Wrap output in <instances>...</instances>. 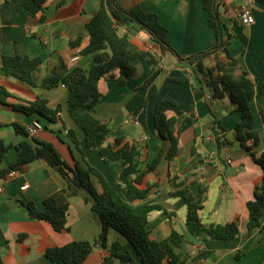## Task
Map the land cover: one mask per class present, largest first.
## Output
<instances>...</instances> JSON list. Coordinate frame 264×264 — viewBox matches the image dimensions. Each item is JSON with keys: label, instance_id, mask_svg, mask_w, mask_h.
Instances as JSON below:
<instances>
[{"label": "crops", "instance_id": "obj_1", "mask_svg": "<svg viewBox=\"0 0 264 264\" xmlns=\"http://www.w3.org/2000/svg\"><path fill=\"white\" fill-rule=\"evenodd\" d=\"M23 0H0V56L14 55L40 57L42 65L39 77L58 70L60 64L70 70L75 66L88 70L93 65V54H82L88 42L85 24L96 12L99 0H47L45 9L31 19L22 6ZM124 10L140 7L145 12L154 13L159 23L167 30V40L182 56H189L214 46L216 36L208 23V13L202 0H116ZM220 18L226 26L231 41L230 54L238 60L239 74L245 70L252 80L264 84V4L253 0H217ZM248 2L254 16V23L242 25L236 18L240 5ZM45 18L40 21L38 17ZM120 34H127L138 47L155 51L150 36L133 25L119 27ZM80 38L78 45L70 46V41ZM222 52L203 59L205 68H212L216 60H225ZM161 71L145 89L136 90L153 72L146 61H141L132 77L126 78L124 85L117 82L122 76L114 71L102 78L98 84L101 93L95 108V115L108 123L107 141L116 137L134 143L140 148L143 169L153 160L158 163L146 173L141 188H149L146 201L162 203L174 213L170 218L160 210L148 214L147 229L151 238H166L172 229L185 239L180 249V257L185 264H264V216L261 226L246 229V202L253 198L255 186L261 181L262 169L241 147L236 138L235 125L240 114L227 96L212 99L211 91L203 88L201 97L191 88L198 87L194 65L178 61L176 55L165 53L160 61ZM182 78V82L166 81L165 78ZM0 86L13 96L0 93V139L10 144L4 153L0 169L8 168L16 162L17 145L21 141L50 143L61 159L74 167L75 160L83 166L80 153L72 148L66 132L73 130L86 161L95 167L118 194L132 204L141 203L128 194L119 182V173L124 167L123 160L105 161L96 149L85 147L82 132L68 117L65 109L61 113L64 125L51 123L37 114H24L13 108L36 98H45L49 107H65L68 89L58 85L51 89L32 87L21 80L0 73ZM171 100L173 103L169 102ZM208 104L210 106H208ZM254 114V131L260 138L255 150L264 151V126L259 112L264 108V94L256 91L249 103ZM192 107L189 111L188 108ZM211 109V110H210ZM178 117L191 116L190 122L179 125L178 154L171 160L166 158L168 142L161 138L154 128V116L159 113ZM226 131V144L217 150L215 134L211 129L214 119ZM38 120L42 129L34 137L15 131L13 124L23 127ZM220 131H218V134ZM11 177L6 173L0 178V259L2 264H63L46 258L49 246H62L71 241H92L100 230L98 214L92 209V199L84 189H79L69 198L67 225L68 232H57L44 221L31 218L21 202L32 201L42 208L45 198L66 187L67 181L57 168L44 159H35L21 165ZM168 175L177 176L193 195L199 186L206 190L203 207L199 211L205 224H225L238 221L240 233L232 239H201L188 233L185 226L186 205L182 198L171 197L172 190ZM92 183L99 189L98 181ZM24 185L26 188L22 189ZM20 235L23 238L18 239ZM118 242V254L128 253L132 264L143 263L135 253L131 243L117 230L107 232L106 246L95 245L88 256L77 264H125L111 252V245Z\"/></svg>", "mask_w": 264, "mask_h": 264}, {"label": "trees", "instance_id": "obj_2", "mask_svg": "<svg viewBox=\"0 0 264 264\" xmlns=\"http://www.w3.org/2000/svg\"><path fill=\"white\" fill-rule=\"evenodd\" d=\"M264 4V0H253ZM47 0H23L22 6L31 19H35L46 6ZM203 7L208 13V23L214 29L216 42L211 48L191 54L189 56L179 55L167 40V30L159 23L157 16L151 12H145L140 7L130 10L122 9L116 0H99L98 8L89 21L85 24L88 32V42L81 50L82 54H93V65L85 70L75 66L66 70L60 64L58 70L39 77L37 74L42 65L40 57H28L18 54L0 56V73L23 81L29 86L51 89L58 85H64L68 89V97L65 107L57 105L52 108L47 104L45 98H36L22 104L14 105L13 108L24 114H37L48 122H60L64 125L61 117L65 109L68 117L82 132L85 147L96 149L105 160H123L124 167L119 173V182L124 186L129 195L135 199L142 200L141 203L132 204L124 200L118 192L108 183L104 176L92 165H90L79 146L73 130L68 129L66 135L72 143V148L80 153L84 162L82 166L75 160L74 167L65 163L57 150L50 144L33 140L21 141L17 145V159L8 168L0 169V178L7 172L15 170L23 164L35 159H44L55 166L67 181L66 187L54 192L42 202V208H38L32 201L21 202L31 218L48 222L57 232H68L67 214L69 198L76 194L79 189H84L92 199V209L98 214L101 230L92 241H71L62 246H49L45 250V256L53 262L63 264H77L82 262L92 251L95 245L106 246L107 232L113 228L120 232L133 246L136 255L143 263L150 264H185L180 257V249L185 244L184 236L172 229L170 234L161 240L151 238L147 229L148 214L153 210H160L170 218L174 215L162 203H149L145 199L149 188L140 186L146 173L153 170L158 159L147 164L141 169L140 148L116 137L112 142L107 141L109 132L108 123L95 115V108L100 100L101 93L98 84L102 78L117 71L122 78L117 82L119 86L124 85L126 78L135 75L141 61H146L153 72L136 88L141 90L147 88L161 71L160 61L165 53L177 56L178 61H185L194 65L195 77L199 86L191 84L194 92L204 97L203 88L211 91L212 99H221L225 96L235 105V110L240 114V120L235 125L236 138L241 147L253 158L254 162L262 169L261 181L255 186L253 198L246 202L247 223L246 229L253 230L261 226L264 216V151L255 150L260 143L258 134L254 131V114L250 109V101L254 98L256 91L264 94V84L258 80L248 77L245 70L239 74L235 70L239 63L229 50L231 41L226 26L220 18L217 0H202ZM40 15L38 19L44 20ZM124 25H136L138 29L145 30L150 36L155 51L138 47L127 34H120L119 27ZM80 38L70 41V46L78 45ZM222 52L225 60H216L212 68H205L203 59L207 56ZM166 81L182 82V78H165ZM0 93L13 96L4 87L0 86ZM169 102L173 103L171 100ZM208 106H210L208 104ZM192 107L188 108V111ZM211 110V109H210ZM261 122L264 126V108L259 112ZM191 116H182L180 124L190 122ZM178 117L167 115L163 112L154 116V128L156 133L168 142L166 158L171 160L179 152L178 147ZM15 131L27 135L23 126L13 124ZM215 134L217 150L227 143L223 138L225 129L221 128L219 121L215 118L211 129ZM218 131L220 133L218 134ZM10 144L0 139V162ZM92 177L98 181L99 189L92 183ZM168 181L172 190L171 197H180L186 205L185 226L192 236L207 239H232L239 235L238 221L225 224H205L202 222L199 211L203 207L205 188L199 186L197 195H193L184 182L179 181L177 176L168 175ZM20 235L18 239L23 238ZM120 245L114 242L111 252L117 256L122 263L132 264L133 257L128 254H118ZM0 264L2 261L0 259Z\"/></svg>", "mask_w": 264, "mask_h": 264}, {"label": "built area", "instance_id": "obj_3", "mask_svg": "<svg viewBox=\"0 0 264 264\" xmlns=\"http://www.w3.org/2000/svg\"><path fill=\"white\" fill-rule=\"evenodd\" d=\"M236 18L238 21L244 25V26H249L252 23H254V16L251 11L250 4L248 2H244L240 5ZM26 134L29 137H34L37 135V133L42 129V125L38 120H34L31 124L27 125L24 127ZM16 170H11L6 174V178L11 177L13 174H15ZM27 185H24L22 189L26 188ZM2 192V186L0 185V193Z\"/></svg>", "mask_w": 264, "mask_h": 264}, {"label": "rangeland", "instance_id": "obj_4", "mask_svg": "<svg viewBox=\"0 0 264 264\" xmlns=\"http://www.w3.org/2000/svg\"><path fill=\"white\" fill-rule=\"evenodd\" d=\"M133 26H134V28H136L137 30H140V29H138V27H137L136 25H133ZM143 32L147 33V31H145V30H143Z\"/></svg>", "mask_w": 264, "mask_h": 264}]
</instances>
